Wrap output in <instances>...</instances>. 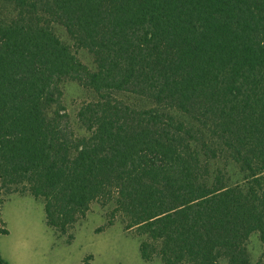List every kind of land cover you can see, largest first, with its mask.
<instances>
[{
	"label": "trees",
	"instance_id": "obj_1",
	"mask_svg": "<svg viewBox=\"0 0 264 264\" xmlns=\"http://www.w3.org/2000/svg\"><path fill=\"white\" fill-rule=\"evenodd\" d=\"M66 82L92 95L74 118ZM13 193L68 239L111 205L145 261L251 264L256 235L264 264V0H0Z\"/></svg>",
	"mask_w": 264,
	"mask_h": 264
},
{
	"label": "rangeland",
	"instance_id": "obj_2",
	"mask_svg": "<svg viewBox=\"0 0 264 264\" xmlns=\"http://www.w3.org/2000/svg\"><path fill=\"white\" fill-rule=\"evenodd\" d=\"M85 62L89 59L82 56ZM62 102L71 118L90 92L74 82L63 85ZM111 205L101 207L91 203L84 218L70 230L72 237L60 234L45 222L41 199L31 194L6 199L0 206L7 232L0 234L2 264H79L85 258L89 264H163L154 258H141L138 238L132 230H125L121 220L106 225ZM98 228H102L97 231ZM251 264H256L262 245L256 235L249 240Z\"/></svg>",
	"mask_w": 264,
	"mask_h": 264
},
{
	"label": "crops",
	"instance_id": "obj_3",
	"mask_svg": "<svg viewBox=\"0 0 264 264\" xmlns=\"http://www.w3.org/2000/svg\"><path fill=\"white\" fill-rule=\"evenodd\" d=\"M25 195H27V193H24V194L13 193V194L9 195L6 199L8 200V199H10V198H12L14 196H25Z\"/></svg>",
	"mask_w": 264,
	"mask_h": 264
}]
</instances>
